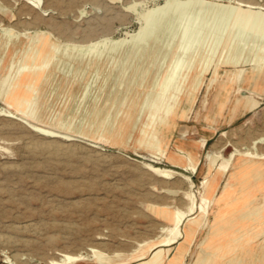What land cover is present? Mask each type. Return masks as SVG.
<instances>
[{"label": "rangeland", "instance_id": "374dc122", "mask_svg": "<svg viewBox=\"0 0 264 264\" xmlns=\"http://www.w3.org/2000/svg\"><path fill=\"white\" fill-rule=\"evenodd\" d=\"M167 1L0 0V110L11 113L0 112V264H150L156 259L152 251L141 260L132 257L169 234L173 222L159 217L160 210L186 211L192 193L196 213L204 194L202 182L208 178L206 197L213 196L216 176H205L207 166L227 174V183L219 197H213L183 264H264V158L241 155L264 154V37L235 34L240 15L264 13V0H246L252 8L241 6L240 0H171L199 2L198 8L217 9L229 20L206 66L199 65L194 73L199 76L196 89L159 126L166 143L161 158L152 154L156 137L150 148L138 142L140 108L129 103L131 93L145 87L134 86L133 76L103 70L111 77L105 95L104 79H92L95 67L85 78L89 63L79 64L71 74L67 67L50 72L56 60L51 43L64 48L63 56L107 51L137 36L148 14ZM37 52V60L26 66L12 88L13 73L6 76L4 71ZM135 57L146 64L143 55ZM164 73L163 67L155 69L147 86L155 87ZM33 92L38 103L33 95L27 96L30 104L19 103ZM111 94L114 98L108 101ZM120 95L125 100L116 102ZM210 114L214 117L208 118ZM193 136L210 138L201 141L205 147L199 169L172 167L170 143ZM49 142L69 148L45 147ZM234 152L240 155L225 169L224 159ZM161 170L175 174L169 177ZM225 191L234 199L237 226L214 240L217 203ZM186 224L174 244L181 238L188 242ZM67 256L88 259L73 262ZM172 256L163 247L158 264H170Z\"/></svg>", "mask_w": 264, "mask_h": 264}, {"label": "bare ground", "instance_id": "6f19581e", "mask_svg": "<svg viewBox=\"0 0 264 264\" xmlns=\"http://www.w3.org/2000/svg\"><path fill=\"white\" fill-rule=\"evenodd\" d=\"M198 3L199 2H190L180 4L176 1L168 0L163 8L153 10L148 14L145 20L146 25L140 30L137 36L133 37L129 42L125 41L120 43L119 46H112L107 51L95 53V51L90 50L79 56L74 55L72 57L68 54L63 56L64 48L51 43L49 47L56 55V60L55 65L50 72L57 71L58 68L61 67H67L66 72L71 74L73 71L76 72L79 64L84 65V63H89V67L85 73V78L90 76L91 70L95 67V72L94 70L92 72L94 73L92 79H95L98 76L101 79H104L102 94L105 90V95L107 94V89H105V87L108 80L111 78L109 76L112 71L117 70L119 71L118 75H123L124 77L128 74L129 76H133L134 80H132V84L134 86H139L138 88H140L144 85L145 87L142 92L133 91L131 93V101L129 103L135 104V106L137 105V107L140 108V114L136 117L135 122L136 125H142L139 131L141 133V137L138 139V142L140 145L150 148L151 138L156 137L157 144L152 149V154L161 158L163 157L162 155L165 151L166 143L162 137V130L159 126L166 123L167 116L175 115L181 101L184 98L188 99L196 89L199 83V76H196L194 73L198 69L199 65H201V68L206 66L207 57L209 54L214 52L215 46H217L220 41V37L223 34V28L226 27L229 20L227 15L217 9L207 10L205 9V6H200V8H198ZM243 3L245 5L248 4L247 7L252 8L249 4L251 2L246 0H240L238 4L243 6ZM235 34L237 38L257 39L258 37L260 38L261 35L264 37V13L250 12L246 15H240ZM38 40L42 44L44 38L40 37ZM262 51L264 52V46H262ZM113 53H117L119 55L116 54V56H113L111 55ZM39 54H41V52L34 53L31 57H28L26 62L22 64L20 62H16L11 65L10 69H6L4 71L6 76L9 73H13V79L11 81V85L13 87H8L14 88L19 84L21 77L27 71L26 66H29L33 61H36ZM134 55L137 56L135 58H139L140 55H143V61H147L146 64H143L142 60L139 62H137V60H133L132 58ZM91 56L94 57V60ZM123 57H125V59H123ZM68 59L71 63H66V60ZM161 67L166 70V73H164L159 79L155 78V87L147 86L151 73L155 69ZM103 70H108L110 73L102 74ZM128 71H130V73ZM69 74L66 75L67 78L65 80L70 78ZM81 82L82 79L78 80V84L75 85L77 87V91L81 90ZM41 84L42 82L40 85ZM12 88L8 90V94ZM149 88L152 91L148 93L146 90ZM37 92L39 93V90ZM37 94H34V92L32 94L28 93L19 103L30 104L29 102L32 101H28L27 96L31 95L35 97L32 99H35L34 101L38 103ZM7 96V93L6 95L2 93V97ZM113 98L114 97L112 95L109 97L108 101H112ZM115 100L116 102L123 101L125 100V96H117V99ZM9 101L14 102L12 99H9ZM138 104H140V106ZM0 112L6 114L7 116H11L10 112H3L1 110ZM45 144V147L56 150H68L69 148L64 146H54L50 144V142L49 144ZM237 155H240V153L238 154L234 152L229 158H223L224 161L222 166L226 169L231 162H235ZM241 155L257 160L264 158V154L261 152L243 151ZM212 164H215L214 159L211 160V166ZM186 168L190 169L192 172H196L197 162L190 160L189 167ZM161 172L169 177L175 174V172L171 170H161ZM211 179L212 178H208L202 182L204 194L201 195L198 211L196 213L194 212V208L196 206L195 197L192 193H190L191 203L186 211H178L173 214L169 212L168 215L165 213V217L173 222V226L166 238L157 241L154 244H150L147 247H144V245L143 250L136 253V255H138L132 258L141 260L150 251H152L151 254L154 255V258L156 259L150 264H158V258L162 248L167 247L169 249L174 244V241L182 234L180 226H183L185 222H187L185 232L188 242L181 244L179 250L175 253L170 263L183 264L186 255L190 251V248L185 249L184 244H192L199 229L203 226L202 223L208 217L210 208L214 201L212 195L209 199L206 197L207 190L211 184ZM234 208L235 207H233V209ZM83 258L86 260L88 259V257L80 256L79 258L67 256V259L73 262L80 261ZM62 262L64 263L65 260Z\"/></svg>", "mask_w": 264, "mask_h": 264}, {"label": "crops", "instance_id": "0c3cea01", "mask_svg": "<svg viewBox=\"0 0 264 264\" xmlns=\"http://www.w3.org/2000/svg\"><path fill=\"white\" fill-rule=\"evenodd\" d=\"M84 93H87V91ZM77 104H79V103H77ZM211 108L213 111L211 110L210 113L214 114L213 112H214V109L216 108L215 104H212ZM211 114L208 116V118L214 117V115H211ZM208 139H210V138H208ZM208 139H207V137L200 138L199 136H193L190 138H185V139L184 138H178L176 140H173L172 143H170L171 144V152L169 155L170 165L174 168L186 170L187 169L186 167L189 165L190 160H192L194 162H197V170H198L199 167L201 166V157H202L203 149L205 147V144H202L201 141L204 140L206 143L208 141ZM204 169H205L204 173H206L205 176H208V175H215L216 176L215 177L216 179L212 184V187L214 189L213 197L214 198L219 197L222 189L224 188L225 184L227 183V178H228L227 174H224L223 172H218V170L213 171L208 166H207V168L205 167ZM207 169L210 170L209 173H208ZM224 177L225 178L227 177V178L224 179ZM228 184H227L226 190H228ZM227 193L228 192H226V195L223 196V198L221 200L219 199L218 203H217L218 205H220V204L221 205L219 207V209H220L219 213L220 214H218V217L216 220L217 222L215 223V227H214V230L212 231V235H211V239H214V240H216V237L218 235H220L221 232L226 231L223 234L227 233L226 235H228L231 233L232 230H235L236 226H237V224H236L237 221H234V212H233L234 209H233V205H232V204H234V199L231 196H227ZM225 202H226V204H225ZM228 208H230V209H228ZM159 213H160L159 217L163 218L165 221L168 220L165 217V213L168 215L167 211L160 210ZM197 235L198 234H196V236ZM195 239H196V237H195ZM194 241L192 242L191 245L190 244H184L185 249L186 248L191 249ZM181 244H183V238H181L176 244L172 245V247L169 248V250H171L173 252V256L177 252V249L179 246H181ZM165 248H167V247H164V249Z\"/></svg>", "mask_w": 264, "mask_h": 264}]
</instances>
